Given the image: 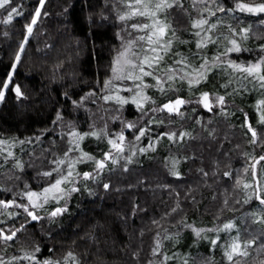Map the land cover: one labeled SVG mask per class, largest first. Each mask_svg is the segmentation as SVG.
I'll use <instances>...</instances> for the list:
<instances>
[{
    "label": "snow or ice",
    "instance_id": "obj_1",
    "mask_svg": "<svg viewBox=\"0 0 264 264\" xmlns=\"http://www.w3.org/2000/svg\"><path fill=\"white\" fill-rule=\"evenodd\" d=\"M50 3L0 0V105L50 113L0 131V264H264V0Z\"/></svg>",
    "mask_w": 264,
    "mask_h": 264
},
{
    "label": "trees",
    "instance_id": "obj_2",
    "mask_svg": "<svg viewBox=\"0 0 264 264\" xmlns=\"http://www.w3.org/2000/svg\"><path fill=\"white\" fill-rule=\"evenodd\" d=\"M60 3V0H51V3L49 5L50 9L53 11V13L59 11L58 4ZM79 16V14H77ZM46 23L51 24L50 31L54 30L57 27V22L55 20V17L52 21H46ZM78 31L86 32V26L83 23H79L77 25ZM15 29L18 31L19 29V21L15 23ZM3 25H0V31H3ZM11 30V26H10ZM110 35V33H109ZM18 35H13L7 40H5L2 36H0V56H3L5 52H11L16 47V41L18 40ZM35 41H33V44ZM10 45V47H9ZM29 55H32V49L29 48ZM55 56V52L52 53V57ZM86 59V58H85ZM31 64V61L26 60L25 64L21 66L19 69L21 76L20 79L22 82L34 86L36 88L40 87L39 81L36 79L31 80H25V76L27 73V68ZM85 69L87 70L85 72L86 76H90L94 67H95V60H93L90 64L85 63L84 64ZM3 71V66L0 65V73ZM47 106H40L39 108H36L35 106H26V107H18L16 101L12 97V95H9V98L5 105H0V131H16L18 128L21 131H24L25 127H28L29 130L34 127L41 126L42 122L47 120L49 118V111L46 110ZM76 201H73V207L75 209ZM89 208L92 207V205H87ZM93 213H89V215H92Z\"/></svg>",
    "mask_w": 264,
    "mask_h": 264
}]
</instances>
